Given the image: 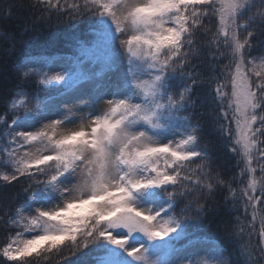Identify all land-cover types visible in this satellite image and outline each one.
Wrapping results in <instances>:
<instances>
[{"label": "snow or ice", "instance_id": "6c2138e0", "mask_svg": "<svg viewBox=\"0 0 264 264\" xmlns=\"http://www.w3.org/2000/svg\"><path fill=\"white\" fill-rule=\"evenodd\" d=\"M13 8L0 264H264V0Z\"/></svg>", "mask_w": 264, "mask_h": 264}, {"label": "trees", "instance_id": "16d2710c", "mask_svg": "<svg viewBox=\"0 0 264 264\" xmlns=\"http://www.w3.org/2000/svg\"><path fill=\"white\" fill-rule=\"evenodd\" d=\"M18 0H0V15L3 14V12L6 9V6L11 3H16ZM24 2H28V0H24ZM17 16H23L27 17L28 13L27 11H22L17 8L12 9V18H10L7 21H4L0 19V33H11L16 32L19 33L20 28L23 27V22L20 19H17ZM53 23H55V18L53 20ZM31 33H29L30 35ZM24 39H27V35L23 37ZM17 39H20L19 35H17ZM44 46L43 40H38L33 43L32 51L34 53L39 52L42 47ZM62 46V45H61ZM9 47V43L7 40L3 38V36H0V76L6 75L10 72L11 69V61L12 59H15V57L8 58L5 56L4 50ZM3 90L0 89V104L3 103ZM3 109L0 108V112H2ZM217 198L220 199V194H217ZM190 231L192 229H189ZM217 227H216V219L212 220H205L203 224L199 225V234L200 235H207L209 237H212L213 233H216ZM3 236L2 230H0V237ZM38 264H45L43 258H40Z\"/></svg>", "mask_w": 264, "mask_h": 264}]
</instances>
